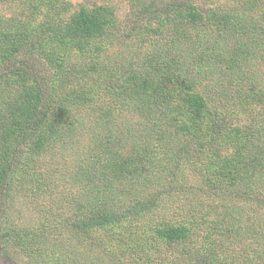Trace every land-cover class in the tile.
Returning a JSON list of instances; mask_svg holds the SVG:
<instances>
[{
	"label": "trees",
	"instance_id": "16d2710c",
	"mask_svg": "<svg viewBox=\"0 0 264 264\" xmlns=\"http://www.w3.org/2000/svg\"><path fill=\"white\" fill-rule=\"evenodd\" d=\"M18 1L25 19L0 15L5 247L33 254L19 240L43 237L47 264H84L77 248L93 264H264V108L250 125L229 115L264 102L250 74L264 66V0H126L122 16L111 0ZM110 45L119 58L99 55ZM31 184L69 198L68 213L41 216L46 228L10 219Z\"/></svg>",
	"mask_w": 264,
	"mask_h": 264
},
{
	"label": "rangeland",
	"instance_id": "374dc122",
	"mask_svg": "<svg viewBox=\"0 0 264 264\" xmlns=\"http://www.w3.org/2000/svg\"><path fill=\"white\" fill-rule=\"evenodd\" d=\"M74 5H77V3H83L86 1V3L89 5L90 3L99 2L102 0H70ZM126 0H111L112 3H116L118 7V15L122 16L123 13L127 10L125 6ZM218 5H221L223 7L228 5V2H232V0H215ZM25 1H18V0H12L7 1L5 3H0V15H7L11 14L13 12H18L19 18L25 19L26 14L23 12V6L26 3ZM233 4V3H230ZM124 17V16H123ZM210 24L200 22L194 26L195 30L198 31L201 35H203L205 38H209L212 36V30H210ZM166 38L163 39L165 41ZM177 43L179 46H181L183 49L186 48V37H181L179 40H177ZM100 56H105L106 60H113L116 58H119L120 55H118V49L117 45H110L107 48L103 49L102 52L99 53ZM71 59L70 64H72V61L75 58V56H70ZM69 69H65L63 73H60L58 77H64L66 76L67 71ZM251 75L255 77L257 80H261L262 83H264V66L259 65L252 68V72H250ZM207 80L214 83V79L216 78V74H210ZM62 78L61 80H63ZM256 81V80H254ZM215 84V83H214ZM229 94V89L227 90ZM264 101V98H263ZM230 102V101H229ZM235 100L233 101V103ZM262 102V101H261ZM259 99L256 97L254 100H252L250 103L241 102H235V104H232L231 107H229V115L231 116V119L233 121L243 123L244 121H248L247 125H250L254 120H260L261 119V112L264 108V102L261 104ZM230 119V118H229ZM71 151V152H75ZM57 154L55 153V157ZM40 160V158H39ZM53 161V157L51 155L49 158L47 157L46 162L48 164H51ZM70 163V162H69ZM68 163V164H69ZM43 167H47L45 164L42 165ZM64 180V179H63ZM67 188L70 189V191L74 192L77 188L76 186L72 184L62 183L59 189H62L64 192H66ZM50 191V190H49ZM30 192L32 195H30L32 198L27 201V197L25 199H22L21 197H18L17 200H15L11 205L9 209V218H17L19 221H29L32 217L36 219L38 224L41 228H46V224L48 222H44V220L41 218V216H47V215H61L65 216L68 212H64L63 210L69 211L73 203H70L69 198H63L62 194H55L54 191H50V195H44L42 196L38 195V190L36 189V185L31 184ZM42 199H41V198ZM15 199V198H13ZM36 205V209L33 210V208ZM79 206V204H77ZM43 213V214H42ZM29 227L28 224L24 223L23 227ZM29 238V237H27ZM21 243H18V245H21L24 247L26 244L35 252L33 254L27 252L26 250L17 251L16 245H12L13 240H11V243L8 242V246L5 247V241L0 240V264H28L26 259L28 256L26 254H31L36 256V260H32V264H47L46 260L48 258L53 257V254L51 255V250L49 247V242L47 240H44L43 237H39L36 240L33 241H27L23 242V238L20 239ZM29 243L32 245L30 246ZM15 244V243H14ZM264 249V248H263ZM55 250V249H54ZM76 254L80 257L81 261L84 262V264H93L91 260L89 259V256L86 255V253H82V251L77 248ZM38 255V257H37Z\"/></svg>",
	"mask_w": 264,
	"mask_h": 264
}]
</instances>
